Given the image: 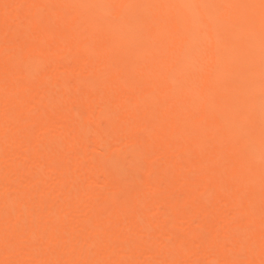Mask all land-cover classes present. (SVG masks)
<instances>
[{
	"label": "bare ground",
	"instance_id": "obj_1",
	"mask_svg": "<svg viewBox=\"0 0 264 264\" xmlns=\"http://www.w3.org/2000/svg\"><path fill=\"white\" fill-rule=\"evenodd\" d=\"M6 1L19 4V9L0 5V215L27 220L26 225L0 221V241L18 244L9 254L0 248V256L16 264H89L99 258L117 264L145 258L162 264H224L251 256L247 264H264V248L262 258L252 255L264 244L261 0H0V4ZM11 21L21 22L17 33L10 32ZM56 50L61 55L54 56ZM80 51L86 56H74ZM93 74L104 78L114 74L117 81L109 91L102 81L81 84ZM197 79L203 81L201 87L186 92L183 84ZM21 84H32L31 96L51 92L53 99L45 108L24 105L10 110L4 94ZM81 98L94 105L100 102L102 108L73 122L63 121V113ZM192 106L218 112L193 120L191 129L186 115ZM31 115L40 123L35 131L25 129ZM10 120L19 128L10 130L5 125ZM178 120L183 122L181 129L173 124ZM109 125L129 128L131 133L111 141L77 139L86 130L107 132L113 128ZM53 130L70 133L71 145L51 140ZM175 133L183 137L182 151L173 146ZM50 147L72 151L70 160L58 166L47 154L34 157V151ZM136 149L145 150L125 174L95 163L97 159L106 164ZM196 149L201 153L194 156L191 151ZM170 153L179 157L162 167L138 166ZM15 178L30 181L28 187L12 186L9 180ZM92 183L105 190L82 194L81 187ZM215 189L226 197L214 210L199 217L170 214L178 201L212 196ZM147 200L158 201V207L130 214L149 216L146 229L156 245L127 244L143 236V224L124 235L94 234L125 218L126 201ZM76 201L86 202L87 208L58 209ZM240 210L242 217L231 224ZM107 214L110 217L102 219ZM168 216L169 232L162 225ZM54 222L60 225L50 229ZM217 235L219 242L209 246L208 238ZM162 240L167 245L157 246Z\"/></svg>",
	"mask_w": 264,
	"mask_h": 264
},
{
	"label": "rangeland",
	"instance_id": "obj_2",
	"mask_svg": "<svg viewBox=\"0 0 264 264\" xmlns=\"http://www.w3.org/2000/svg\"><path fill=\"white\" fill-rule=\"evenodd\" d=\"M0 5L8 8L11 11H17L19 9V4H15L12 5L10 2L6 1L1 3ZM21 22H17V21H11L10 23V27L9 30L11 33H17L18 29L20 28ZM81 35L86 36L87 33L83 32L81 33ZM55 55H61V52L59 50H56L54 52V56ZM67 56V54H66ZM74 56H86V52L84 51H80V52H76L74 54ZM62 75L66 74V71H61ZM117 76H115L114 74H110L109 77L104 78L102 75H97V74H93V75H88L85 79H83V81L81 82V84H85V85H92V84H96L99 81H102V83L105 84V89L107 91H109L111 89V86L113 84L114 81H117ZM46 79L48 80H52L53 77H47ZM45 80V79H44ZM203 84V81L201 79H197L195 81H188L186 83L183 84V88L186 92H190V91H195L196 89H198V87H201V85ZM32 84H21L19 85L16 90L11 91V92H7L4 94V97L6 99V107L9 108L10 110H20L22 109V107L24 105L27 106H32L36 109H40V108H45V106L47 105V103H49L52 99H53V94L51 92H45L42 95L36 96V95H29L28 93L30 91H32ZM24 96H26L31 104H29L27 102L26 99H24ZM47 100V102L45 103V101ZM79 103L77 105H75L73 108L65 111L63 113L64 119L63 121L69 120V122H73L75 120L78 119V117L83 116H90L93 114H96L98 110H100L102 107L100 105H102L100 102L96 105H94L91 101H88L87 98H81L78 101ZM144 103L143 101L140 102V105L142 106ZM218 110L216 108L213 107H206V108H202L200 106H192L190 107L187 115H186V119L189 123V126L193 127V125L203 119V118H207V117H212L215 116L217 114ZM61 117V118H62ZM196 120V122H193V120ZM40 123L38 122V120L33 116H29L26 120L25 123V129L29 130V131H35L38 128V125ZM174 126L178 129H181L183 127V122L182 121H175ZM5 125L10 129V130H15L17 128H19V124L17 121L15 120H10L7 121L5 123ZM109 127H113V128H107V132H97L95 130H86L83 131L82 133L78 134L77 139L79 141H97V140H106V141H111V140H115L119 137H121L122 135H130L131 131L128 128L127 129H123V128H116L114 126L109 125ZM106 128V127H105ZM103 131H106L105 129H103ZM69 135V136H68ZM68 135H66L63 131L60 130H53L50 134H49V138L53 141H61L62 145L64 147H68L71 145V143L73 142V138L72 135L70 133H68ZM172 140H173V146L175 148V150H180L182 151L183 149V137L180 133H175L173 136H171ZM97 143V142H96ZM143 150H139L136 149L132 152L131 155H125V156H118L115 157L113 159H111V161H107L106 164L104 162H101L97 159H95V163L96 165L99 166H107L110 167L111 170H115L117 172H120V174H123L124 172H126V170L131 169L132 166L135 163V157H139L143 151ZM72 153V151L66 152L64 153V151H59L56 152L54 150L53 147H50L49 149L45 150L43 149H38L36 151L33 152L34 157L35 158H40L43 154H47L48 157H50V159L55 162L58 166H63L66 164V162H68L70 160V154ZM191 153L194 156H197L201 153L200 149H196V150H192ZM179 157L178 156H174V153H170L168 155H164L163 157L157 159L155 162H151V163H142L140 165H138L141 168H159L162 167L166 164H169L171 162H173L175 159H177ZM104 158V157H102ZM103 161V159H102ZM221 164H218V166H220ZM124 171V172H123ZM1 173V170H0ZM125 174V173H124ZM112 175L114 177H117V174H114L112 172ZM10 184L16 188H20V189H26L29 185L30 181H27V179H10L9 180ZM3 186L0 184V189H2ZM105 188L102 187L99 184H95L92 183L91 185H86L81 187V192L82 194L88 196V195H95L97 193H100L102 191H104ZM161 194V193H160ZM226 195L221 193L220 191H218L217 189L214 190L212 196H197L195 198L189 199V201H178L176 204L172 205L170 207V214L172 215V217L178 215L180 212H184L187 214H190L193 217H199L202 216L212 210H214L217 206L221 205V203L223 201V199H225ZM183 199V198H182ZM181 199V200H182ZM126 204L129 206V208H127L126 210L128 211V213H126V215H124L125 218H121L120 220H116L113 224H108L106 226V224L102 227V229L97 230L94 232V234L99 237V238H104L106 234L108 233H115V234H126L130 231H132V229L134 227H137L141 224L144 225V232H143V236L142 237H137L136 240H128L127 244L128 245H136L139 243H148V244H152V245H156L155 243V238L153 236V233L149 230L146 229V227L148 226L149 222H148V217H131L132 215L130 214L131 211L134 210H138V211H142L144 213H148L151 212L153 210H155L158 207V201H151V200H147V201H126ZM87 208V203L83 202V201H76L74 203H71L69 205H63V206H59L58 209L61 210H67V209H74V210H85ZM260 209L262 211H264V205H262L260 207ZM242 210H240V212L233 216L230 219V223L233 224L234 222L238 221L239 218H241L242 216H239L241 214ZM183 213V214H184ZM102 219L107 220L110 217V214L107 215H101ZM171 217L168 216L166 218V220L162 223V225L164 226V228L166 229L167 232L171 231L172 227L171 224L169 223ZM26 220L27 219H13L11 216L7 215V214H2L0 215V221L1 222H14L18 225H26ZM60 224L57 222L52 223L49 228H56L58 227ZM62 226V225H61ZM262 241H264V236L261 237ZM208 245L209 246H214L216 245L217 242H219L220 240V235H217L215 237H210L208 238ZM201 240V239H200ZM33 246H36V243L31 244ZM167 245V241L166 240H162L159 243H157V246H166ZM18 247V244L16 243V241L14 240H5V241H0V248L2 249V251L5 254H9L12 253L14 250H16ZM264 248V244L260 246V248L258 247V251H256L255 253H253L252 255L256 258V257H260L262 258V250ZM251 258V256H245V257H239L237 259H235L234 261H228L224 264H247V261ZM17 261L13 260L9 257H7L6 255H1L0 256V264H16ZM128 264H162L160 260L157 259H153V258H145L140 262H132V261H127ZM89 264H117V262L110 260V259H106V258H99L95 261H92ZM174 264H180V263H174Z\"/></svg>",
	"mask_w": 264,
	"mask_h": 264
},
{
	"label": "snow or ice",
	"instance_id": "obj_3",
	"mask_svg": "<svg viewBox=\"0 0 264 264\" xmlns=\"http://www.w3.org/2000/svg\"><path fill=\"white\" fill-rule=\"evenodd\" d=\"M261 8H262V11H264V0H261Z\"/></svg>",
	"mask_w": 264,
	"mask_h": 264
}]
</instances>
